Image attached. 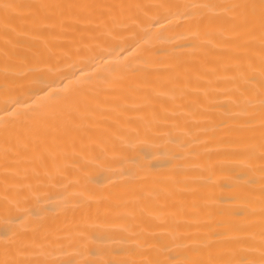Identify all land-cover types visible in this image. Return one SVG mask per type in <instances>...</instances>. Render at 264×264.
<instances>
[{
	"label": "bare ground",
	"instance_id": "bare-ground-1",
	"mask_svg": "<svg viewBox=\"0 0 264 264\" xmlns=\"http://www.w3.org/2000/svg\"><path fill=\"white\" fill-rule=\"evenodd\" d=\"M0 264H264V0H0Z\"/></svg>",
	"mask_w": 264,
	"mask_h": 264
}]
</instances>
